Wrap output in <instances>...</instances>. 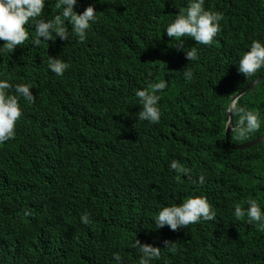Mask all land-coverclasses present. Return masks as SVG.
Returning a JSON list of instances; mask_svg holds the SVG:
<instances>
[{"label":"trees","instance_id":"obj_1","mask_svg":"<svg viewBox=\"0 0 264 264\" xmlns=\"http://www.w3.org/2000/svg\"><path fill=\"white\" fill-rule=\"evenodd\" d=\"M56 2L45 0L44 19L59 14ZM188 3L77 0L78 13L96 9L83 42L72 35L33 47L30 22L25 45L0 55V80L28 84L36 97L19 98L16 136L0 145V264H116L117 252L138 264L135 238L161 248L152 264H264V228L234 217L249 200L264 213V141L233 149L224 136L228 101L264 74L238 71L251 42L264 43V0H205L223 14L219 33L210 46L184 37L179 49L165 29ZM191 48L195 61L186 58ZM50 56L69 65L63 76L48 68ZM160 80V122L138 120L135 92ZM235 104L258 112L261 126L246 140L230 132L231 143L262 136L264 79ZM173 160L204 183L178 182ZM193 196L207 198L216 220L156 229L159 210Z\"/></svg>","mask_w":264,"mask_h":264},{"label":"clouds","instance_id":"obj_2","mask_svg":"<svg viewBox=\"0 0 264 264\" xmlns=\"http://www.w3.org/2000/svg\"><path fill=\"white\" fill-rule=\"evenodd\" d=\"M205 0H189L186 11H179L175 19L166 27V34L169 38H175L172 46L183 49L184 37L192 38L195 44L210 46L213 39L220 31V21L223 14L206 10ZM77 0H57L55 8L61 10L53 19L43 18L45 9V0H0V41H3V47H0V55L11 54L18 46L25 45L30 39V34L26 25L30 22L35 29L34 36L31 37L33 47H38L41 41H55L57 37L68 41L70 36L75 35L80 42L86 39V34L92 23L97 20L96 9L89 5L83 12L78 13L75 10ZM66 21L70 23L69 29ZM186 52V58L189 61L198 59L197 49L191 48ZM48 68L57 76H63L69 65L58 57L50 56L48 59ZM264 68V43L260 40H253L249 50L240 58L238 71L246 78H251ZM187 79H191V70L184 73ZM167 87L166 80H160L151 84L148 89H140L135 92L139 98V104L142 109L138 113V120L148 121L150 123H159L161 120V111L157 107L160 96L158 92ZM31 86L24 83L13 85L8 80H0V145H3L16 136L17 122L23 116L19 104V98L25 99L28 103H35L36 97L31 91ZM233 115H238L239 120L235 124H230V132L236 140H246L249 134L255 133L260 129L259 113L248 111L244 107L233 104L229 110ZM234 119V118H233ZM226 123V122H225ZM225 136V135H224ZM170 169L176 173L177 181L181 177H188L194 184H203L204 176L194 179L191 170L173 160L170 162ZM248 208L245 210L240 204L235 205L234 217L236 220H242L247 217V223H255L259 228H264V213L255 200L247 201ZM25 215H31L29 210H25ZM214 221L216 213L207 198L202 196H193L183 200L180 204L165 206L159 210L154 218L156 229L168 226L172 231H178L180 228H187L191 224L199 223L201 220ZM81 223L89 225L91 223L90 215L85 213L80 217ZM172 244L165 241V247ZM132 247L138 249L140 258L138 264H152L153 260L161 257V248L149 243H141L139 239H134ZM174 250V247H173ZM85 253L84 247L79 254ZM116 264H124L120 253H114Z\"/></svg>","mask_w":264,"mask_h":264},{"label":"water","instance_id":"obj_3","mask_svg":"<svg viewBox=\"0 0 264 264\" xmlns=\"http://www.w3.org/2000/svg\"><path fill=\"white\" fill-rule=\"evenodd\" d=\"M264 79V74L258 76L257 78H255L254 80H252L250 83H248L246 86H244L242 89L236 91L233 96L231 97V99L228 101V107L226 109V116H227V120L225 123V129H224V135H225V142L233 149L236 148H240V149H244L247 148L251 145H254L256 143L262 142L264 141V134L258 138H254L251 139L247 142H244L242 144H232L229 138V133H230V124H233V118L234 115L229 111L231 106L236 103L237 98L239 96H241L243 93H245L246 91H248L249 89H251L252 87H254L257 83H259L260 81H262Z\"/></svg>","mask_w":264,"mask_h":264},{"label":"bare ground","instance_id":"obj_4","mask_svg":"<svg viewBox=\"0 0 264 264\" xmlns=\"http://www.w3.org/2000/svg\"><path fill=\"white\" fill-rule=\"evenodd\" d=\"M167 100V99H166ZM65 116V115H64ZM66 121H68L67 119H66ZM63 121H61V123H62ZM67 123V122H66ZM69 125V124H68ZM55 151V150H54ZM137 188V187H136ZM135 197V196H134ZM96 208H94V210H95Z\"/></svg>","mask_w":264,"mask_h":264}]
</instances>
